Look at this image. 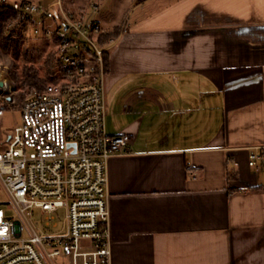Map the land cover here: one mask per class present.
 Segmentation results:
<instances>
[{
    "label": "crops",
    "instance_id": "obj_1",
    "mask_svg": "<svg viewBox=\"0 0 264 264\" xmlns=\"http://www.w3.org/2000/svg\"><path fill=\"white\" fill-rule=\"evenodd\" d=\"M105 11L91 21L120 27L105 129L131 138L107 160L110 263L264 264V165L247 163L264 144V0Z\"/></svg>",
    "mask_w": 264,
    "mask_h": 264
},
{
    "label": "built area",
    "instance_id": "obj_2",
    "mask_svg": "<svg viewBox=\"0 0 264 264\" xmlns=\"http://www.w3.org/2000/svg\"><path fill=\"white\" fill-rule=\"evenodd\" d=\"M0 4L15 12L13 27L55 43L58 60L54 78L26 87L22 98L0 75V116L11 107L21 114L0 148V264H111L107 160L129 152L131 143L105 129V60L113 40L100 41V24L64 9L62 0ZM247 163L254 170L264 165V144L249 147ZM33 207L52 227L63 207L64 223L38 233Z\"/></svg>",
    "mask_w": 264,
    "mask_h": 264
},
{
    "label": "rangeland",
    "instance_id": "obj_3",
    "mask_svg": "<svg viewBox=\"0 0 264 264\" xmlns=\"http://www.w3.org/2000/svg\"><path fill=\"white\" fill-rule=\"evenodd\" d=\"M11 1V0H9ZM31 1H39L43 4L49 3L51 0H31ZM94 1L98 5V9L93 11L90 7V3ZM139 0H62V6L64 9H68L72 11L73 14L79 15L84 19L93 20L98 17V11L104 12L105 16H109L110 14L115 12V17L118 16L117 19H123L121 12H123L127 6L132 3H135ZM82 14V15H80ZM11 27H13L11 25ZM17 28V27H14ZM18 29L23 33V37L20 41L19 51L16 56L12 55L11 50L7 53H3L0 51V75L3 78H6L11 85L12 91L17 94L20 98L24 97L27 88L31 87V85L23 84L21 82V70L22 66L25 64H32L38 70L39 75L46 76V68L44 65L45 56L49 51H55V43L51 40L37 36L33 34L28 28H19ZM102 33V32H101ZM101 36V34H100ZM111 39V38H109ZM107 39V40H109ZM107 56V54H106ZM106 66V60H105ZM56 65L53 67V73L55 72ZM106 70V69H105ZM12 71H15L17 76H13ZM105 87V86H104ZM200 87V86H198ZM202 94V93H201ZM197 94L196 100L197 103H200L201 98H203V94ZM107 95L106 90H104V100L106 103ZM106 112V109H105ZM204 114V113H202ZM204 118L203 115H200ZM21 120V114L18 107H11L4 110L3 114L0 116V148L6 141V136L10 133L14 126L18 125ZM200 120H198L199 122ZM2 199H7L5 194H1ZM7 211L14 216L17 217V213L15 209L12 207L6 208ZM34 217L33 219L38 220L39 224L35 225V230L38 233L58 230L63 222L64 208L61 207L58 209L56 213H54L55 221L58 223V227H52L51 225L45 226L44 218L47 215L41 214L39 208L33 207ZM23 235H27V232H23Z\"/></svg>",
    "mask_w": 264,
    "mask_h": 264
},
{
    "label": "trees",
    "instance_id": "obj_4",
    "mask_svg": "<svg viewBox=\"0 0 264 264\" xmlns=\"http://www.w3.org/2000/svg\"><path fill=\"white\" fill-rule=\"evenodd\" d=\"M15 20V12L8 6L0 4V51L7 53L11 50L12 55L16 56L19 51L20 41L23 33L18 29L11 27ZM120 27H114L110 31H102L100 41L104 42L110 37L115 36L119 32ZM57 54L55 51H49L44 59L46 68V76H41L38 70L32 64H25L21 70V82L37 88H42L48 81L52 80L53 67L57 65ZM13 76H17L15 71H12ZM237 176L236 174L232 175ZM229 177V176H228Z\"/></svg>",
    "mask_w": 264,
    "mask_h": 264
},
{
    "label": "water",
    "instance_id": "obj_5",
    "mask_svg": "<svg viewBox=\"0 0 264 264\" xmlns=\"http://www.w3.org/2000/svg\"><path fill=\"white\" fill-rule=\"evenodd\" d=\"M3 85V80L0 78V86Z\"/></svg>",
    "mask_w": 264,
    "mask_h": 264
}]
</instances>
